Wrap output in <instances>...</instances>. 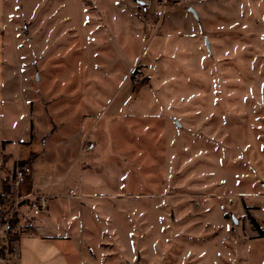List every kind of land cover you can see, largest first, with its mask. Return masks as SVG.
<instances>
[{"label":"rangeland","instance_id":"1","mask_svg":"<svg viewBox=\"0 0 264 264\" xmlns=\"http://www.w3.org/2000/svg\"><path fill=\"white\" fill-rule=\"evenodd\" d=\"M2 20L45 131L25 105L0 119V183L31 164L70 264H264V0H4Z\"/></svg>","mask_w":264,"mask_h":264},{"label":"crops","instance_id":"2","mask_svg":"<svg viewBox=\"0 0 264 264\" xmlns=\"http://www.w3.org/2000/svg\"><path fill=\"white\" fill-rule=\"evenodd\" d=\"M3 15L4 0H0V119L7 120L12 111L18 108V104L20 106L25 105V95L27 94V87L24 86L23 80H21V78L23 77L22 74L24 65L20 63L23 62V60L21 59L17 65H12L10 63L8 65L6 63V58L4 57L5 46L2 40V31L4 28V22L2 20ZM114 52L116 53L117 58L119 59L122 66L128 67V70L132 68L135 57L132 59L128 58L130 57L128 55L129 53L124 51L122 46L120 50H118V53L115 51V49ZM126 56L128 57L126 58ZM17 78H20V80L18 81ZM12 82H15L14 86L10 85ZM34 93H37V89L36 91H34ZM24 112L28 117L27 123L32 126L31 133L33 137H36L38 129L41 132L45 131V128H43L44 122L40 120L41 116L34 106L33 109L30 110V108L25 105ZM50 133V130H47V134ZM76 136L77 132L72 135H68L62 141L65 143L67 141H73ZM93 148L94 143L93 147L87 150L89 151ZM65 156H69L71 158L75 157L73 153H68ZM19 158L23 160L24 157ZM40 163L42 164V162ZM45 169L46 168H44L43 170L47 172V170ZM22 190L27 191L29 190V188L25 185L23 186ZM48 196L52 197L53 195L50 194ZM59 219L60 220L58 221L62 224V233L58 232L57 227L53 222L48 220H36V216L33 217L30 222H28V225H26L27 227L25 228H23L25 222H21L22 230L20 229L21 231H19V239L16 242V246L18 247L20 252V264H70L68 258V241L65 238V231L63 230L65 218L61 217Z\"/></svg>","mask_w":264,"mask_h":264},{"label":"built area","instance_id":"3","mask_svg":"<svg viewBox=\"0 0 264 264\" xmlns=\"http://www.w3.org/2000/svg\"><path fill=\"white\" fill-rule=\"evenodd\" d=\"M141 10L146 13L148 7L142 5ZM134 81H138L137 76ZM92 147L93 143H89L87 146L88 149ZM32 177L33 168L29 162L23 164L17 161L12 165L9 176V192L3 199H0V264H20L17 241H12V237L16 232L22 230V223L15 224V219L22 217L25 222L23 228H25L28 225V218L43 214L47 210L49 199L47 194L36 189L22 190L25 183ZM64 235H67V232H64Z\"/></svg>","mask_w":264,"mask_h":264},{"label":"trees","instance_id":"4","mask_svg":"<svg viewBox=\"0 0 264 264\" xmlns=\"http://www.w3.org/2000/svg\"><path fill=\"white\" fill-rule=\"evenodd\" d=\"M27 161H20V163H25ZM8 175L6 177H3L2 180H1V183H0V199H3V197L9 192V176H10V173H7ZM31 218H28V221H30ZM252 222L253 219H251ZM21 221L23 222V219L22 217H18L15 219L14 223L17 224L20 222L21 224ZM19 239V232H16L15 235L12 237V241H18Z\"/></svg>","mask_w":264,"mask_h":264}]
</instances>
